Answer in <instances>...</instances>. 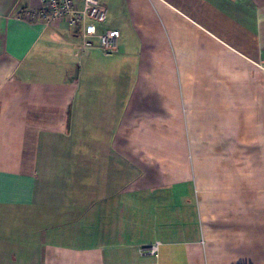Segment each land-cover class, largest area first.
Masks as SVG:
<instances>
[{
    "label": "crops",
    "instance_id": "1",
    "mask_svg": "<svg viewBox=\"0 0 264 264\" xmlns=\"http://www.w3.org/2000/svg\"><path fill=\"white\" fill-rule=\"evenodd\" d=\"M100 3L0 0V264H264V0Z\"/></svg>",
    "mask_w": 264,
    "mask_h": 264
},
{
    "label": "built area",
    "instance_id": "2",
    "mask_svg": "<svg viewBox=\"0 0 264 264\" xmlns=\"http://www.w3.org/2000/svg\"><path fill=\"white\" fill-rule=\"evenodd\" d=\"M28 21L41 22L46 25L63 23L78 31L82 49L91 48L92 38L98 40V47L106 54L117 51L119 33L112 29L100 31L99 27L107 18V8L100 0H43L39 8H28L24 11ZM159 242H155L142 252L155 254Z\"/></svg>",
    "mask_w": 264,
    "mask_h": 264
}]
</instances>
